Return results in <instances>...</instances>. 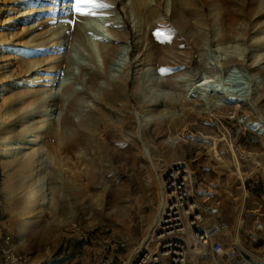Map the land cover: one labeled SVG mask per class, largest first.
<instances>
[{
	"label": "rangeland",
	"instance_id": "1",
	"mask_svg": "<svg viewBox=\"0 0 264 264\" xmlns=\"http://www.w3.org/2000/svg\"><path fill=\"white\" fill-rule=\"evenodd\" d=\"M54 1L0 0V226L12 245L46 264H130L167 161L187 170L210 223L264 221V0H81L80 12ZM30 63L42 80L23 74ZM64 190L88 214L22 242L28 211Z\"/></svg>",
	"mask_w": 264,
	"mask_h": 264
},
{
	"label": "built area",
	"instance_id": "2",
	"mask_svg": "<svg viewBox=\"0 0 264 264\" xmlns=\"http://www.w3.org/2000/svg\"><path fill=\"white\" fill-rule=\"evenodd\" d=\"M183 171L164 177L165 205L161 217L148 233L143 246L130 264H264V221L256 218L250 231L243 222L234 230L210 223L208 202L197 199ZM0 264H46L12 245V237L0 226ZM93 264H124L114 257Z\"/></svg>",
	"mask_w": 264,
	"mask_h": 264
},
{
	"label": "bare ground",
	"instance_id": "3",
	"mask_svg": "<svg viewBox=\"0 0 264 264\" xmlns=\"http://www.w3.org/2000/svg\"><path fill=\"white\" fill-rule=\"evenodd\" d=\"M23 1V0H22ZM57 1V0H56ZM56 1L53 2L52 6H50V10H53L55 9L54 6L56 4ZM136 1V7L139 9V10H143L145 9V6H146V0H135ZM2 10V9H1ZM34 11V10H32ZM32 11L30 10L27 15L29 14L31 16L32 14ZM49 11V10H48ZM54 11V10H53ZM26 13V12H25ZM34 14V13H33ZM26 15V17H27ZM29 16V17H30ZM22 18V17H21ZM25 18V16H24ZM24 20V19H23ZM23 22V21H22ZM27 23H25L26 25ZM24 25V27H25ZM46 27V26H45ZM25 28L28 29V27L26 26ZM24 28V29H25ZM30 28V27H29ZM39 29V28H38ZM41 29H43L41 27ZM23 30V29H22ZM30 30V29H29ZM39 31V30H38ZM24 33V32H22ZM20 34V33H19ZM29 34V33H28ZM6 35V34H5ZM22 40L24 41V38L26 37V35L22 34ZM3 36V34H2ZM17 39V36L15 37ZM20 39V38H19ZM18 39V43H19V40ZM17 41V40H16ZM21 42V41H20ZM16 43V42H15ZM22 43V42H21ZM20 43V44H21ZM17 44V43H16ZM24 45V44H23ZM19 46V45H18ZM112 52V51H111ZM31 54V53H30ZM153 56V55H152ZM22 57V55H21ZM19 56V58H21ZM18 60L19 58L16 57ZM183 60V59H182ZM185 61V60H184ZM52 62V61H51ZM31 65H24L23 67H20L22 68L21 71L23 72L24 75L27 74V76H30L34 73L35 74V78H32L30 79V82H34V81H38V80H42V78H40L41 74L40 72H44V70L46 69H42V71H40L37 67H35V65H33L32 63H30ZM186 65V64H185ZM21 66V65H20ZM182 67V66H181ZM49 68V67H48ZM47 68V69H48ZM184 68V67H183ZM182 68V69H183ZM17 69V68H16ZM17 72V71H16ZM15 72V73H16ZM20 72V73H22ZM18 76V75H16ZM40 76V77H39ZM20 77V76H19ZM34 77V76H33ZM18 78V77H17ZM21 78V77H20ZM45 78V77H44ZM124 82L127 84L128 83V80L125 79ZM29 86V89H30V86L31 85H28ZM27 86V87H28ZM25 91V89L23 90V92ZM25 93V92H24ZM18 95L20 96V94L18 93ZM13 107V106H12ZM16 126V125H15ZM11 135V134H9ZM212 150L216 151L214 152L216 154V158L218 160H221L223 162V157H221L218 153L217 150H215V148H213ZM33 152H29L27 153V158L25 157L24 159H28L29 156H31ZM235 153V151H234ZM23 159V160H24ZM33 159V158H32ZM26 161L27 160H24V164H26ZM32 161V160H31ZM30 162V160L28 161ZM27 162V163H28ZM171 161H167V164H166V167H165V173H164V177H166V175L171 172L172 170H175V171H183V172H186L187 173V170H182L180 169V167H175V166H179L180 163H177V164H174V163H170ZM236 166V169L240 171V166L239 165H235ZM175 167V168H173ZM173 168V169H172ZM225 169V168H224ZM1 175V174H0ZM161 182L163 183L162 184V188H161V208H159V213L157 214L156 218H155V221L152 222L151 226L149 227L148 229V233H150L151 231V228L153 226V224L161 217L162 215V212H163V208H164V205H165V200L164 202L162 201V199L164 198L165 196V193H164V178L163 180H161ZM28 187H34V189H39V186H38V183L36 184V181L35 182H31L30 184H28ZM30 189V188H29ZM75 190V189H74ZM30 191V190H29ZM71 191V190H70ZM73 191V190H72ZM76 193L81 197V198H84L86 196V192L85 190L83 189H78L76 191ZM73 194V193H71ZM75 196V195H74ZM79 197V198H80ZM14 199V198H12ZM61 204L60 205H57V204H53V206L51 207L49 204L46 206H42L41 203H36V205L38 206L37 209L35 208H32L30 209L28 212H30V215L25 217L24 219V222L21 226V229H20V233H19V238L21 239L22 242L26 241L27 238L31 235V234H34V233H38L42 236V238H45V239H49L51 237H54V236H60L61 234V231L62 229H64L65 227L68 226V223H74L75 220H76V216L78 215V212L81 210L83 212H85V214H88V212H86L87 210V207L86 205H84V203L82 202V200H73L71 199L70 195L68 194V191L64 190L63 191V194H62V199H61ZM10 201H13V200H10ZM16 201V200H15ZM25 203V202H23ZM12 204H14V202H12ZM16 206V204H14ZM40 208V209H39ZM86 216V215H85ZM87 218V217H86ZM87 220H90L91 222L94 220L93 219V216L91 214L90 217L87 218ZM146 234L145 238L142 240V242L139 244L138 248H136V251H135V254L134 255H137V253L139 252V250L143 247V246H146L147 245V238H148V235L149 234ZM58 234V235H57ZM44 240V239H43ZM135 259V258H134ZM133 259V260H134ZM32 261H34L32 259ZM190 264H195L193 261H191Z\"/></svg>",
	"mask_w": 264,
	"mask_h": 264
},
{
	"label": "snow or ice",
	"instance_id": "4",
	"mask_svg": "<svg viewBox=\"0 0 264 264\" xmlns=\"http://www.w3.org/2000/svg\"><path fill=\"white\" fill-rule=\"evenodd\" d=\"M80 3H81V0H76V9L78 12H80V7H79ZM97 6L102 7L103 5H97ZM81 14H85V13H81Z\"/></svg>",
	"mask_w": 264,
	"mask_h": 264
}]
</instances>
